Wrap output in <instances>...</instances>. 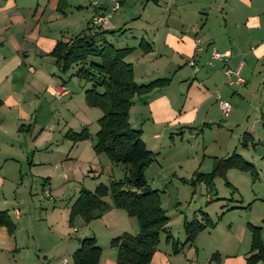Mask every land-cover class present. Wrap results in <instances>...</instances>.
<instances>
[{"label": "crops", "instance_id": "obj_1", "mask_svg": "<svg viewBox=\"0 0 264 264\" xmlns=\"http://www.w3.org/2000/svg\"><path fill=\"white\" fill-rule=\"evenodd\" d=\"M63 1L66 5V0H0V210H5L15 224L12 235L8 234L5 226H0V257L11 253V258L21 264H29L28 258L39 257L37 254H28L30 247H35L44 255L55 249L58 252L64 251L68 244L63 247L64 244L61 246V243H55L58 240L65 242L64 239L72 234V230L77 231L81 225L84 226L79 217L77 218L80 222L77 223L80 228L75 223L73 226L69 225L70 204L73 199L62 201L63 194L55 193L52 172L57 163H64L65 167L66 158L72 149L74 152L69 158L78 159L79 155L73 157V153L81 149L82 145L88 151L89 157L85 156L80 163L81 174L94 172L99 162L96 158L98 156H93L91 137L64 144L67 138L63 133L70 129L68 128L62 133L65 142L52 140L50 129L53 123L59 127V119L55 117L61 116L57 106L51 102L54 99L52 90L65 86L55 76L57 66L53 58L46 54L52 50L56 41L79 33L91 20L86 19L84 27H81V23L70 20L71 11H66L71 6L65 9L62 6ZM126 1L121 0L119 8ZM155 3L157 6L151 8V13L145 15L146 7H143L139 18L126 25L123 24L125 10L114 14L116 10L111 18L108 1L101 0L96 8L100 15L110 14L104 28L118 30L109 38L112 37L122 44L119 45L122 48H132L126 60L132 65L136 83L135 67L140 69L139 83H147L156 78H169L166 85L135 95L129 110V116L132 110L138 114L139 124L147 122L152 125V138H158L162 131L170 132L176 126L178 128L175 129L182 126L192 129L199 126L209 128L217 118L215 112L223 115L216 94L222 98L226 93L225 86L230 87L226 96H241L240 89L247 96H255L256 102H264V0H155ZM92 15L93 11L89 13V16ZM140 17L145 23L136 28L139 34H134L131 25L139 22ZM127 28L130 40L126 38ZM196 39L202 42L199 51H195ZM146 48L148 51H143ZM211 50L225 52L228 55L227 60L207 65ZM190 60L193 65H189ZM225 69H238L244 82L235 87L228 85ZM177 74L181 76L175 80L174 85L172 81ZM261 87L263 91L260 90ZM173 88L176 90H172ZM223 99L227 101L225 97ZM222 122H226V119H222ZM66 125L63 124V127ZM140 128L144 133L143 127ZM24 131L28 138L21 142ZM39 139L40 144L45 142L48 145L46 149L41 150L38 147ZM60 144L68 146V151L53 159L50 156L52 149L49 150V147L55 145V149H58ZM41 153L46 155L37 157ZM28 154H31V161L27 162V175L41 180L40 185L45 195L53 200L58 196V200L63 203L60 205V202H55L51 208H45L43 219L41 217L37 223L28 219L30 213L34 212L22 205L23 201L30 199L28 195L32 193L31 188L25 190L24 178L21 176L20 160H28ZM62 171L60 176L66 182L69 180L64 172L67 168ZM31 181H34L33 178ZM53 194L56 196H52ZM254 198L253 205L257 201L264 202L262 198ZM7 206H12V211ZM114 209L117 208L110 209L105 215H111ZM31 225L34 227L32 230ZM20 230L24 233L21 238ZM93 234L89 236H93L101 248L97 264H117L116 249L108 243L104 246L98 244L94 231ZM262 234L263 229L261 239L264 243ZM42 241H46V245ZM195 244L189 247L196 246ZM74 250L69 247L71 258ZM247 253L248 251L243 256L231 254L218 257V264H245ZM169 254L171 253L158 251L157 248L148 264H169ZM48 264H67V260L63 258L58 263L53 259Z\"/></svg>", "mask_w": 264, "mask_h": 264}, {"label": "rangeland", "instance_id": "obj_2", "mask_svg": "<svg viewBox=\"0 0 264 264\" xmlns=\"http://www.w3.org/2000/svg\"><path fill=\"white\" fill-rule=\"evenodd\" d=\"M92 1L66 0V5L63 1L62 6L65 9H69L70 5V9L66 11H71L70 20L78 24L81 23V27H84L86 19L89 20L91 18L89 13L96 11V6L92 5ZM154 6H157L155 0H127L123 7L121 6L114 14L118 11L122 13L125 10L123 24L126 25V23L139 18L138 15L142 13L143 7H146L144 9L146 12L144 14L146 15L151 13V8ZM140 21L131 25V30L134 34H139L136 28L145 23L142 17H140ZM146 29L150 33L148 28ZM113 31L118 32L116 29ZM128 31L129 29L127 28L126 38L130 40L131 36L127 33ZM109 41L113 46L122 48L119 46L122 44L118 41L116 42L114 38H109ZM141 45L144 46V43ZM135 69L137 72L136 81L139 83L140 69L138 70V67H135ZM55 76L57 77V73ZM61 76L65 81L64 86L68 93L59 99L55 97L53 100L51 99V102H53L54 106H57V110L61 114V116L55 117L59 119V127L57 126V128L56 123H53L52 129H50L52 140L63 141L62 133L68 128L73 131H80L85 127L93 142L95 132L98 129L97 118L101 115V111L86 105L83 82L70 77L69 72ZM180 76L181 74L174 76L172 84L175 85V80ZM232 87H235V85H232ZM224 88L227 93L230 87L225 86ZM262 88L260 90L263 91ZM172 90H176V88ZM226 93L222 95L220 100H224V97L227 99L231 105L230 112L226 117L220 115L219 112H215L217 118L209 128H200L199 126L197 129H188V126H182L179 127V130L175 129L178 128L176 126L171 129L172 131H162L158 138H152L153 130H151V124H147V122L142 125L139 124L138 114L133 110L129 116V123L133 128L143 127L142 139L145 141L147 149L153 153V160L145 168L144 177L149 187L159 192L161 207L168 217L167 231L174 240L181 245L186 237L183 227L184 222H190L194 218L200 220L202 213L207 214L213 223L212 228L207 227L205 231H201L196 235L193 242L194 244L197 242L196 246L189 247L184 245L177 253L172 252L170 243L165 240L166 233L161 232L157 248L158 251L171 253L169 254V264H218V257L222 258V256L225 257L231 254L243 256L246 251H249L251 240L248 224L260 226L263 229L262 236L264 238V202L260 203L257 201L254 205L252 203L255 199L254 197L262 198L264 201V127L259 119L260 111L264 109V102H256L255 96H247L244 90L240 91V89L239 93L241 96H238V94L226 96ZM213 107H216V103ZM222 119H226V122H222ZM63 124H67L66 127H63ZM9 130L11 131V128ZM244 134H248L251 137L246 147H242L240 144ZM27 135L26 131L22 132L21 136L24 137H21L20 141L25 142L26 138H28ZM66 140L67 143L64 140V144H71V140L70 142L68 139ZM40 142L41 139L38 141V145H40L38 147L41 150L48 147L45 142L42 144ZM59 146L58 149H55V145L49 147V150L52 149V155L50 156L53 159L62 156V153L68 151V146H61V144ZM83 147L82 145L81 149L73 153V157L79 155L78 159L69 158L74 149L68 155L69 157L66 158L65 167L67 171L64 172L69 178L66 182L60 176L63 172L62 169L65 168L64 163L59 165L57 161L55 162L57 166L52 172V175H54L53 183L56 187L55 193L58 195L63 194L62 201L74 199L81 187L93 190L99 183L107 184L110 179L119 180L124 176L125 170L120 164H113L104 154L95 153H93V156H98L96 158L99 161L97 162L96 170L81 174L80 163L84 161L85 156L86 158L88 156V151ZM83 151L87 152V154ZM233 151L240 154L244 160L253 165L256 178L250 172L229 169L224 177H215L211 184L196 180L195 173L211 172L216 158L229 155ZM42 154H38L37 157L46 155ZM27 159L23 158L20 160L21 176L24 178L25 190L26 188H31L32 193L28 195L30 199L23 201L22 205L34 212V214L30 213L31 215H29L30 218L28 219L37 223L40 222L39 219L41 217L43 219L45 208H51L55 202L58 203L60 201L58 200L59 197L54 194L52 196L57 197L55 200L45 195L40 185L41 180L27 175V162L31 161V154H28ZM51 170L49 171L51 172ZM32 178L33 182L31 181ZM105 200L110 202V197H105ZM61 204L63 205L60 202ZM237 206L242 208H231ZM7 207H11L9 210L12 211V206ZM105 214L106 212L88 223L82 221L81 224H84V226L81 225V228L77 223L80 221L76 218L74 223L80 230H72V234L64 239L65 242L58 240V243H55V245L61 243V246L64 244L63 247L68 244V247L63 249L64 251L58 252L55 249L44 255L38 252L35 247H30L27 251L28 254L30 256L37 254L39 257L36 256V259L28 258V263L48 264L53 259L61 263L62 259L66 258L67 264H72V258L68 253L69 247L73 248V250L76 249L79 243L78 240L94 235L93 231L97 235V243L102 246L109 244L111 237L113 238L123 232L136 234L139 231L137 219L129 217L124 210L114 209L111 215ZM30 227V230L34 228L32 225ZM22 233L20 230V238L23 237L24 233ZM42 243L46 245V241H42ZM5 254L0 257V264H21L18 260L14 261L11 258V253Z\"/></svg>", "mask_w": 264, "mask_h": 264}, {"label": "trees", "instance_id": "obj_3", "mask_svg": "<svg viewBox=\"0 0 264 264\" xmlns=\"http://www.w3.org/2000/svg\"><path fill=\"white\" fill-rule=\"evenodd\" d=\"M113 33L90 20L79 33L56 41L46 54L53 58L61 84H65L61 75L69 72L70 77L84 83L86 105L101 111L92 143L93 152L104 154L111 163L120 164L125 170L122 179L99 183L93 190L81 187L70 204L68 223L73 226L77 217L88 223L112 208L124 210L129 217L137 219L139 231L136 234L123 232L111 238L109 245L116 249L115 261L117 264H148L157 249L161 232L166 233V242L170 243L172 252L177 253L184 245H192L196 235L207 227L212 228L213 223L205 213H202L200 220L194 218L190 222L185 221L186 237L181 245L167 231L168 217L161 207L159 192L151 189L144 177V170L153 160V153L142 139V129L130 125L129 110L135 95L164 86L169 78L136 83L132 65L126 60L132 48L113 46L109 41ZM143 51H148V48ZM259 119L264 127V109L260 111ZM64 136L73 143L90 138L85 127L78 132L68 129ZM249 139L251 137L244 134L241 146L246 147ZM229 169L250 172L256 178L253 165L233 151L216 158L211 172L195 173L196 180L211 184L215 177H224ZM107 196L110 202L105 200ZM0 226H5L9 235L15 230V224L5 210H0ZM248 228L251 240L245 257L246 264L264 262L261 227L248 224ZM100 254L101 248L95 238L83 237L72 253V262L97 264Z\"/></svg>", "mask_w": 264, "mask_h": 264}, {"label": "built area", "instance_id": "obj_4", "mask_svg": "<svg viewBox=\"0 0 264 264\" xmlns=\"http://www.w3.org/2000/svg\"><path fill=\"white\" fill-rule=\"evenodd\" d=\"M101 0H93L92 5L97 6L99 5V2ZM103 1H108L110 3V13L115 12L116 10L119 9L120 7V2L121 0H103ZM110 14H104L100 15L98 11H95L93 15L91 16V23L97 24L104 28L108 24V18ZM202 44L201 40L196 39L195 40V51L200 50V45ZM228 55L225 52H220L217 50H211L210 56L206 62L207 65H212L213 62L215 61H226ZM189 65H193V61L190 60ZM224 74L226 76V83L228 85H240L244 82V79L240 76L239 70L238 69H225ZM67 94V91L65 88L61 87L58 89L52 90V95L56 98L59 99L61 96ZM216 100H218L219 107L221 110V113L223 115H227L230 111L231 105L228 101L226 100H220L218 93L216 94ZM47 193V192H46Z\"/></svg>", "mask_w": 264, "mask_h": 264}]
</instances>
